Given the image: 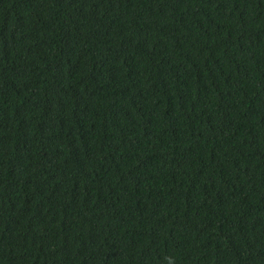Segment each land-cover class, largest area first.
<instances>
[{
    "label": "trees",
    "instance_id": "obj_1",
    "mask_svg": "<svg viewBox=\"0 0 264 264\" xmlns=\"http://www.w3.org/2000/svg\"><path fill=\"white\" fill-rule=\"evenodd\" d=\"M0 264H264V0H0Z\"/></svg>",
    "mask_w": 264,
    "mask_h": 264
}]
</instances>
